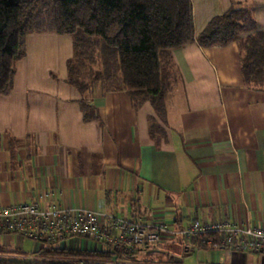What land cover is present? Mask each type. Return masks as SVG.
<instances>
[{"label": "crops", "instance_id": "crops-1", "mask_svg": "<svg viewBox=\"0 0 264 264\" xmlns=\"http://www.w3.org/2000/svg\"><path fill=\"white\" fill-rule=\"evenodd\" d=\"M191 3L195 36L232 4L253 9L257 29L264 30V0ZM25 46L12 89L0 95V206L87 208L163 222L169 231L195 220L264 228V88L245 85L235 41H194L172 51L164 122L150 102L135 107L125 92L99 87L87 96L97 118L84 120L81 94L66 81L72 39L29 33ZM154 121L159 132L153 136ZM13 235L20 236L0 233V253L14 250L4 247ZM24 238L35 246L18 250L38 256L34 262L43 257L42 247L59 246ZM198 240L187 245L164 234L132 253L117 250L114 258L117 264H264V253L204 247ZM175 244L177 254L160 251ZM64 247L110 251L84 238Z\"/></svg>", "mask_w": 264, "mask_h": 264}, {"label": "trees", "instance_id": "trees-1", "mask_svg": "<svg viewBox=\"0 0 264 264\" xmlns=\"http://www.w3.org/2000/svg\"><path fill=\"white\" fill-rule=\"evenodd\" d=\"M29 33L71 36L66 81L81 94L86 121L97 118L87 96L99 87L125 92L135 107L150 102L164 122L172 51L194 41L200 46L235 41L245 85L264 88V30L257 29L253 9L246 6L232 4L195 36L191 0H0V95L13 87ZM150 130L153 136L159 132L155 121ZM115 253L49 245L41 248L38 262L0 259V264H117Z\"/></svg>", "mask_w": 264, "mask_h": 264}, {"label": "built area", "instance_id": "built-area-1", "mask_svg": "<svg viewBox=\"0 0 264 264\" xmlns=\"http://www.w3.org/2000/svg\"><path fill=\"white\" fill-rule=\"evenodd\" d=\"M0 233H16L35 241L58 243L92 239L110 251L133 252L135 248L157 243L164 234L179 237L185 244L199 238L206 245L231 246L241 251L264 253V228L217 220L193 221L182 229L169 231L163 222L142 223L134 218L97 213L87 208L54 206L43 208L36 203L17 202L0 206ZM117 257L113 259L116 263Z\"/></svg>", "mask_w": 264, "mask_h": 264}, {"label": "rangeland", "instance_id": "rangeland-1", "mask_svg": "<svg viewBox=\"0 0 264 264\" xmlns=\"http://www.w3.org/2000/svg\"><path fill=\"white\" fill-rule=\"evenodd\" d=\"M68 38L72 39L71 36H68ZM45 45L49 46L48 43L45 44ZM11 238L13 240L6 241L4 243V247H8V248H11V249H14V250L9 251V252H1L0 253V259L1 260H5V261H12V262H34V260L38 256H35L33 254L20 253L18 248L21 247V249H23L24 251L28 252V251H31L33 249V246H35V244L30 239L24 238L23 236H14L13 235ZM39 247H40V244L37 243L36 244V249H38ZM151 248L152 247H150V249ZM160 248H161L160 251L162 253L170 252L171 254H177L178 252L181 251V250H179L181 248L180 244H175L173 247L161 246ZM155 255L156 254L153 253V252H151L150 254L144 252V256H155ZM33 257H36V258L33 259ZM153 261L154 260L152 259V262Z\"/></svg>", "mask_w": 264, "mask_h": 264}]
</instances>
